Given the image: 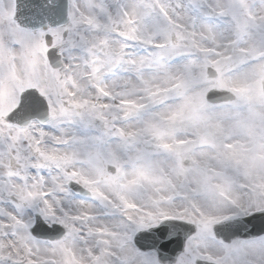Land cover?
<instances>
[{"label":"snow or ice","instance_id":"6c2138e0","mask_svg":"<svg viewBox=\"0 0 264 264\" xmlns=\"http://www.w3.org/2000/svg\"><path fill=\"white\" fill-rule=\"evenodd\" d=\"M0 264H264V0H0Z\"/></svg>","mask_w":264,"mask_h":264}]
</instances>
